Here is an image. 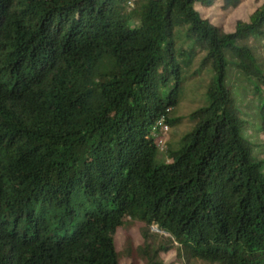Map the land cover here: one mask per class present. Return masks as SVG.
Wrapping results in <instances>:
<instances>
[{"label":"trees","instance_id":"trees-1","mask_svg":"<svg viewBox=\"0 0 264 264\" xmlns=\"http://www.w3.org/2000/svg\"><path fill=\"white\" fill-rule=\"evenodd\" d=\"M215 1L0 0V264H118L125 219L143 264L172 248L264 264V160L245 135H264V2L226 33L198 11ZM203 75L191 127L159 152L151 128L181 124L170 110Z\"/></svg>","mask_w":264,"mask_h":264},{"label":"rangeland","instance_id":"rangeland-1","mask_svg":"<svg viewBox=\"0 0 264 264\" xmlns=\"http://www.w3.org/2000/svg\"><path fill=\"white\" fill-rule=\"evenodd\" d=\"M262 2H264V0H240L235 8L223 10L220 8L219 0H216L211 7L206 9L198 8V11L201 16L207 19L212 25L222 29L223 32L230 33L233 31V26L236 21H247L248 16ZM256 56L264 70V50L258 49L256 51ZM231 79L236 80L237 78L233 76ZM206 82L207 75H203L201 78L187 82L180 91L175 105L170 110V117H180L183 120L177 127H169L167 131V139L169 138V142H177L179 137L191 127L192 124L189 123L186 118L193 110L202 105ZM233 85H236V83H233ZM245 135L253 144V154L258 159L264 160V135L250 132V130L246 131ZM159 158L161 160L164 159L163 154L159 155ZM143 227L144 226L138 221H129L125 219L124 224L116 230L114 245L119 255L118 264H143V261L134 253L135 249L143 243L141 237V230ZM148 232L150 234L160 235L162 238L167 237V235L158 230L157 232L152 231L150 227H148ZM155 240L157 241V239ZM159 259L164 264H182L176 261L173 248L167 252L159 253ZM190 264L199 263L195 262Z\"/></svg>","mask_w":264,"mask_h":264},{"label":"built area","instance_id":"built-area-1","mask_svg":"<svg viewBox=\"0 0 264 264\" xmlns=\"http://www.w3.org/2000/svg\"><path fill=\"white\" fill-rule=\"evenodd\" d=\"M127 5L131 7V1L127 2ZM167 126L163 123L162 118L158 119L155 125L151 128V133L155 139V147L159 152L163 151L164 143L167 139ZM150 229L154 232H157V229L153 226H149Z\"/></svg>","mask_w":264,"mask_h":264}]
</instances>
